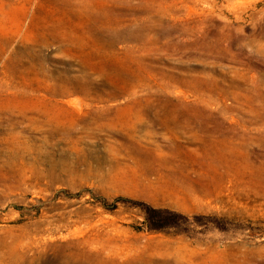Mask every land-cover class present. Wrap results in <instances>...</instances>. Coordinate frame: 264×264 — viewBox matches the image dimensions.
Segmentation results:
<instances>
[{
  "label": "rangeland",
  "instance_id": "1",
  "mask_svg": "<svg viewBox=\"0 0 264 264\" xmlns=\"http://www.w3.org/2000/svg\"><path fill=\"white\" fill-rule=\"evenodd\" d=\"M0 264H264V0H0Z\"/></svg>",
  "mask_w": 264,
  "mask_h": 264
},
{
  "label": "trees",
  "instance_id": "2",
  "mask_svg": "<svg viewBox=\"0 0 264 264\" xmlns=\"http://www.w3.org/2000/svg\"><path fill=\"white\" fill-rule=\"evenodd\" d=\"M155 213H157L158 215L148 219V221H150L149 229L151 231H160L165 226H167L171 223L169 217L162 216V214H163L162 212L156 211Z\"/></svg>",
  "mask_w": 264,
  "mask_h": 264
},
{
  "label": "bare ground",
  "instance_id": "3",
  "mask_svg": "<svg viewBox=\"0 0 264 264\" xmlns=\"http://www.w3.org/2000/svg\"><path fill=\"white\" fill-rule=\"evenodd\" d=\"M25 124V123H24ZM7 128V127H6Z\"/></svg>",
  "mask_w": 264,
  "mask_h": 264
}]
</instances>
